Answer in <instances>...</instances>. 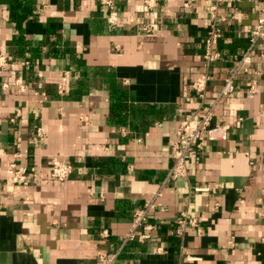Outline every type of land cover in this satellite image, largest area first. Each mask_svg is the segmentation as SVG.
Wrapping results in <instances>:
<instances>
[{
  "label": "crops",
  "instance_id": "0c3cea01",
  "mask_svg": "<svg viewBox=\"0 0 264 264\" xmlns=\"http://www.w3.org/2000/svg\"><path fill=\"white\" fill-rule=\"evenodd\" d=\"M11 1L0 0V54L14 63L0 71V264H104L158 193L153 230L137 233L150 239L128 244L115 264H264V46L239 66L264 0L219 7L223 57L205 102L190 87L205 71L213 0H154V8L114 0L113 9L32 0L21 29ZM19 36L39 53H21ZM234 72L235 92L215 113V125L230 127L227 140L193 156L187 177L167 181L184 117L213 104ZM19 78L22 87L13 85ZM116 92L128 96L122 125ZM53 160L71 161L72 177L52 180ZM13 165L29 186L12 182ZM184 215L196 223L179 235Z\"/></svg>",
  "mask_w": 264,
  "mask_h": 264
},
{
  "label": "built area",
  "instance_id": "2783aa9c",
  "mask_svg": "<svg viewBox=\"0 0 264 264\" xmlns=\"http://www.w3.org/2000/svg\"><path fill=\"white\" fill-rule=\"evenodd\" d=\"M234 0H213V5L209 8V14L211 15V25L208 31V35L205 41L206 51L204 55V68L203 71L192 83L191 91L194 94L195 98L201 102H205L206 94L208 87L213 81L212 67L219 61L222 60L221 53L216 49L219 40L223 37V32L218 25L217 11L220 6L230 3ZM103 6L106 9H113L114 0H103ZM148 8H154L156 3L154 0L145 1ZM106 20L111 30H114L118 27L119 24V15L117 12L111 10L106 15ZM249 42L250 45L239 60V66L245 64H250L252 62L251 54L257 49L260 45L264 46V10L260 18L258 19L257 24L253 29L249 31ZM28 62H23L22 66H27ZM14 66L12 59L4 54H0V71L8 70L10 67ZM228 79L225 80V84L219 93L216 101L208 106L207 108H201L199 111L188 114L184 117L179 130L177 131V139L175 142V150L172 155L173 159V168H171L167 181L177 180L185 178L188 176V163L189 160L196 155L201 154L206 146L209 143L226 141L228 138V132L230 127L228 125H215V113L219 101L232 95L235 92V78L236 72L232 74ZM72 77L71 71H66L65 78L69 81ZM13 85L22 87L21 78L16 80ZM11 86V85H10ZM9 84H4L5 89L10 88ZM59 94L64 95L67 92L66 86L59 87ZM44 101L47 100V96L44 94ZM52 167L50 170V178L54 181L64 182L70 179L75 171L74 164L69 160H53ZM11 180L16 185L29 186L32 182L31 176L22 169H16L15 166H12V177ZM161 194L158 193L155 199L147 205L145 210H138L134 214V224L133 229L125 237L122 242L121 247L115 253L103 255L101 260L104 264H115L120 256L122 250L130 243L134 241L146 242L150 239L149 234L138 235V230L142 229L146 231L153 230V227L149 225L148 215L150 211L154 209L156 200L160 197ZM179 229L178 234L182 235L186 227L189 225H194L196 220L189 218L187 215H184L182 219L178 222ZM162 249H158L160 253ZM191 260V259H190Z\"/></svg>",
  "mask_w": 264,
  "mask_h": 264
},
{
  "label": "trees",
  "instance_id": "16d2710c",
  "mask_svg": "<svg viewBox=\"0 0 264 264\" xmlns=\"http://www.w3.org/2000/svg\"><path fill=\"white\" fill-rule=\"evenodd\" d=\"M10 12L12 21L17 25L18 29H21L24 23L32 16L33 13V1L32 0H12L10 2ZM16 42H18V46L20 47V52L23 53L25 51L32 52L33 56H36L39 53L40 48L32 47L29 42L25 41L23 38L16 37ZM31 46V47H30ZM52 52L54 54H58L59 49L53 48ZM128 96L123 92H116L112 94V110L114 118L118 119L119 124L126 123V111L129 110L127 106Z\"/></svg>",
  "mask_w": 264,
  "mask_h": 264
}]
</instances>
